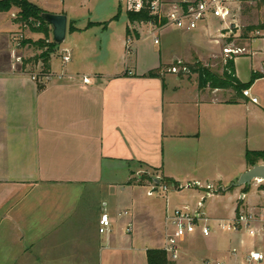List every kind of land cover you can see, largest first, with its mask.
I'll return each mask as SVG.
<instances>
[{"label": "crops", "instance_id": "0c3cea01", "mask_svg": "<svg viewBox=\"0 0 264 264\" xmlns=\"http://www.w3.org/2000/svg\"><path fill=\"white\" fill-rule=\"evenodd\" d=\"M31 1L44 11L65 14L66 35L69 30L74 38L64 43L65 36L58 45L46 78L33 80V69L15 68L12 62L0 69V264H147L146 250L162 247L165 215L176 206L166 195L164 206L155 210L162 227L160 246L142 247L146 216L135 201V189L150 193L155 179L169 177L179 188L165 191L180 192L186 183L198 181L226 192L249 168L245 151L264 150L263 41L252 34L254 29L246 32L249 26L241 29L239 14L231 11L229 19L209 17L192 31L161 28L158 38L161 31L168 34L158 43L148 24L126 17L124 39L100 44L82 34L96 25L105 27L103 22L80 26L65 9ZM0 13L14 24L10 31L19 29L14 11ZM210 27L216 36H208ZM10 31H0V38ZM237 38L240 45H234ZM228 45L245 49L230 57L244 84L239 90L200 88L197 74L167 71L175 63L199 62L222 75ZM65 50L70 59L63 63ZM7 52L15 50L8 45ZM155 70L156 76L147 75ZM244 89L256 103L243 95ZM133 163L157 173L153 182L148 180L152 184L131 179ZM125 196L129 201L120 210ZM102 212L112 221L108 233L98 232ZM246 242L250 239L241 235L239 244ZM217 246L215 237H202L197 230L180 242L178 258L171 261L181 264L189 254L196 264L222 258Z\"/></svg>", "mask_w": 264, "mask_h": 264}, {"label": "rangeland", "instance_id": "374dc122", "mask_svg": "<svg viewBox=\"0 0 264 264\" xmlns=\"http://www.w3.org/2000/svg\"><path fill=\"white\" fill-rule=\"evenodd\" d=\"M28 2L33 3L31 0H26ZM37 5L43 7L47 4L61 7L65 9V12L68 14L69 18H73L77 21V23L81 26L87 21H99L105 23V27L96 25L91 27L89 30L82 34V37L92 38L104 42L105 39H124L125 33V24L124 20L126 19V7L125 3L121 0H34ZM264 1L256 2L255 4H243L238 7V5H232L231 10L233 14H239L238 23L244 24L240 28L243 29L246 26L256 27L253 31V35L258 36L257 28L263 25L264 23ZM41 9V8H40ZM9 11H14L16 14L19 11L17 6H12ZM114 16H117V20H113ZM7 14L0 13V31H10L15 29L14 24L7 19ZM236 18V17H235ZM113 20V22L108 25V22ZM19 24V23H17ZM103 25V24H100ZM68 29H72L68 27ZM214 27H210L208 29V36H216L214 32ZM167 30V29H166ZM165 31V30H164ZM159 32L160 39H166L167 32L165 31ZM48 39L52 40L51 27L48 26ZM75 35V34H74ZM43 35L41 33H32L25 25L20 24L19 29L16 31L4 32L1 34L0 38V69L8 68L10 63L15 68L22 64L24 59H28L29 57H33L34 55L39 54L38 51L33 49V47H28L27 45L24 47H20L17 45L19 42L21 44L22 39H32L37 40L42 38ZM74 36L68 33L66 35V40L64 43L73 39ZM225 45L224 41L222 42ZM241 41L237 38L234 41V45H240ZM15 50V53L8 54L7 49ZM17 49V50H16ZM224 54V53H223ZM18 62V63H16ZM173 65V64H172ZM175 65V64H174ZM30 70L33 69L34 72H39V67L32 68V66H27ZM31 67V68H30ZM214 71L216 72V67H214ZM219 68V67H218ZM217 68V69H218ZM219 70V69H218ZM218 74V72H216ZM189 73H179L178 75H188ZM219 75V74H218ZM263 161H259L258 163H262ZM131 170L134 172L132 180L135 183H151L144 175H150L155 178L157 173L155 171L149 170L143 165H138L136 163L130 164ZM130 179V181H132ZM152 184V183H151ZM231 183H229L230 185ZM164 185V184H162ZM227 185V187L229 186ZM166 187L174 189L170 185H166ZM212 195H207L206 191H199L193 188H184L180 192H173V190L165 191L159 189L152 193H147V189L145 188H137L134 191L135 201H138L143 209V213H145V219H142V223L144 224V228H142V247L146 246H160V236L162 233V227L158 224V215L155 213L157 209L160 211L162 206L166 201V195H168V201H171V206L181 207L187 205L190 210L197 209L199 203L202 205V210L206 212L209 216H217L221 218H230L234 213V208L238 207L239 209H245L249 205L254 204H264V181L257 182L256 180L251 181L248 185V188L243 192L245 186L232 187L228 189L226 192H223L222 188L213 185ZM178 189V188H177ZM111 193V189H110ZM242 193H246L245 198L240 200V195ZM128 196H125L124 201L119 203V208L122 210L125 207V203ZM205 199V201H204ZM175 201L176 203H173ZM236 206V207H235ZM158 213V212H157ZM151 226V227H150ZM154 227V228H153ZM122 227L117 226L115 228V235L119 237L121 235ZM147 233L153 235L155 239L154 242L148 241L150 237L147 236ZM211 237H215L217 241V250L219 255L217 257H222L224 259H229V253L232 247H239L240 250H244L246 247H249L251 244L246 242L244 246L239 244V238L241 237L240 233L234 232H224V231H215ZM159 248V247H154ZM239 250V251H240ZM143 251L139 252V260L142 262ZM167 259H169L167 257ZM144 263V262H143ZM178 264L179 261H178ZM181 264H196L195 258H193L190 254L187 257V260Z\"/></svg>", "mask_w": 264, "mask_h": 264}, {"label": "built area", "instance_id": "2783aa9c", "mask_svg": "<svg viewBox=\"0 0 264 264\" xmlns=\"http://www.w3.org/2000/svg\"><path fill=\"white\" fill-rule=\"evenodd\" d=\"M125 3L126 11L140 12L148 11L150 15L158 19H164L160 25L149 22H141L151 27V35L154 36V43H158V30L165 27H174L180 30L192 31L209 17L227 20L231 16L232 5L236 3L258 2L260 0H121ZM264 7V5H263ZM263 41L264 29L257 32ZM127 50L130 49L131 39H127ZM245 49L238 46H225L223 53L227 57L244 53ZM62 55L63 63L70 59L67 50ZM171 73H186L187 67L183 64H173L167 68ZM49 74L45 75L46 78ZM61 77V76H59ZM37 75H33L35 80ZM86 82L87 78H83ZM243 95L256 103L257 98L252 97L249 89L242 91ZM257 182H263L256 179ZM186 188L203 189L207 195H212L213 185L201 184L198 181L189 182L184 185ZM166 190L165 185H161ZM199 203L197 209L175 207L165 215V238L161 247L169 260H176L179 255L180 242L183 239L199 230L202 237H210L215 231L234 232L246 235L250 239V246L244 250L232 247L229 259L204 258L200 264H264V204H254L245 209L234 211L230 218H213L206 214ZM127 211L123 215H127ZM112 221L108 213L102 212L98 219V232L108 233L111 230ZM127 231L131 230V223L127 224ZM244 245H242L243 247ZM240 250V251H239Z\"/></svg>", "mask_w": 264, "mask_h": 264}, {"label": "trees", "instance_id": "16d2710c", "mask_svg": "<svg viewBox=\"0 0 264 264\" xmlns=\"http://www.w3.org/2000/svg\"><path fill=\"white\" fill-rule=\"evenodd\" d=\"M264 0H260L262 2ZM264 5V4H263ZM12 6H17L19 8L16 17L13 19L15 23L25 25L31 32L41 33L42 38L37 40L32 39H22L21 46L33 47L39 54L24 59L21 64V68H28L27 66L31 65L32 68L39 67V72H37V77L44 78L45 75L50 72V57L56 52L58 45L49 40L48 36V23H46L40 16L41 12L44 11L40 9L35 4L28 2L26 0H0V12L9 11ZM127 20L130 23L134 22H149L152 21L155 24H162L164 19H158L153 17L148 13V11L143 10L140 12L126 11ZM113 19H117V16H114ZM93 23H90V25ZM105 26V23H102ZM256 27H247V31H251ZM257 29H264V23ZM126 35H129V30L126 29ZM246 34L243 33V36ZM135 37H138V34L135 33ZM179 64V63H175ZM186 65V73H195L197 74V82L200 88L210 87V88H232L233 90L241 89L244 84L239 82L235 76L233 60L230 57L225 59L223 66L222 75H218L212 72L209 68L201 65L199 62L194 63H180ZM31 68V67H30ZM29 69V68H28ZM158 71H149L148 76H156ZM245 161L246 164L251 167L257 164L259 161L264 162V150H246L245 151ZM144 178L153 182V177L150 175H144ZM159 183L156 185H170L174 189L179 188V184L169 177H160ZM232 188V187H231ZM248 188V185H245L243 192ZM238 207L235 208V211H238ZM146 261L147 264H175L174 261L167 259L166 252L161 248H148L146 250Z\"/></svg>", "mask_w": 264, "mask_h": 264}, {"label": "water", "instance_id": "95a60500", "mask_svg": "<svg viewBox=\"0 0 264 264\" xmlns=\"http://www.w3.org/2000/svg\"><path fill=\"white\" fill-rule=\"evenodd\" d=\"M41 18L48 23V25L51 27V33H52V40L57 45H60L66 36V30H67V17L63 13H50L47 11H42L40 14ZM262 180L264 181V162L257 163L248 169H246L244 172H242L236 181L232 182L228 189L231 187H239V186H245L249 185L251 181L253 180ZM155 184L159 183L158 179L154 180ZM157 185L154 186L150 193L157 190ZM244 194L242 193L240 195V200L243 199Z\"/></svg>", "mask_w": 264, "mask_h": 264}]
</instances>
